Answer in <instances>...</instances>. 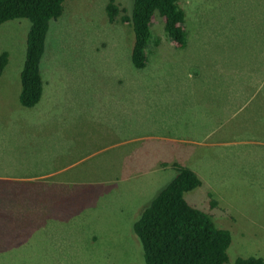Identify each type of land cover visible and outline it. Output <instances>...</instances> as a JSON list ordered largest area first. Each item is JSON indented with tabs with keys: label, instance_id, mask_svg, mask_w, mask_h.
<instances>
[{
	"label": "rangeland",
	"instance_id": "1",
	"mask_svg": "<svg viewBox=\"0 0 264 264\" xmlns=\"http://www.w3.org/2000/svg\"><path fill=\"white\" fill-rule=\"evenodd\" d=\"M108 2L64 1L29 109L18 97L30 24L0 25V264H145L133 224L167 182L125 176L131 144L141 148L128 152L127 173L144 165L142 152L203 167H188L206 183L184 198L230 233L225 264L264 260V0H177L185 45L155 15L142 69L131 62L132 28L119 21L133 0H114L112 23ZM98 129L113 132L108 145L119 135L169 141L103 152ZM196 141L207 146L198 152Z\"/></svg>",
	"mask_w": 264,
	"mask_h": 264
},
{
	"label": "trees",
	"instance_id": "2",
	"mask_svg": "<svg viewBox=\"0 0 264 264\" xmlns=\"http://www.w3.org/2000/svg\"><path fill=\"white\" fill-rule=\"evenodd\" d=\"M65 0H0V25L26 19L25 58L20 72L18 101L23 108H33L42 94L40 63L50 22L61 17ZM109 22L117 21L118 6L109 0ZM155 15L166 36L178 48L185 45V15L177 0H133L131 15H121L120 22L131 26L134 43L131 62L134 68L146 65V46ZM8 55L0 54V76ZM175 177L156 195L133 224V233L141 243L145 264H225L231 235L217 228L204 212L190 206L185 193L200 186L199 178L186 167L172 164ZM212 205H215L213 203ZM234 264H264L261 258H238Z\"/></svg>",
	"mask_w": 264,
	"mask_h": 264
},
{
	"label": "crops",
	"instance_id": "3",
	"mask_svg": "<svg viewBox=\"0 0 264 264\" xmlns=\"http://www.w3.org/2000/svg\"><path fill=\"white\" fill-rule=\"evenodd\" d=\"M254 91H253V94H254ZM98 131H99V135L94 133L93 135H91V137L94 140V142L96 141V139H98V141L100 140V146L101 145L104 146V149L102 150L103 152H108L109 149L111 150L113 147H117V146L122 148V147L126 146L127 144L133 142L134 140H139V142H144L146 140L147 141H156L157 140V141H161L163 143L169 141L168 139H158V137L155 135L154 136H146V137H143V139H131L130 137H128V135H119L118 143L108 145L105 139L111 140L113 138V132L111 130H108V129H106L105 131L102 129H98ZM206 138L207 137H205V139ZM219 139H220L219 143H221L223 141V136ZM185 144H187V142L183 143L182 145H185ZM194 145L199 146L198 152H201L200 149L201 148L203 149V146H207V144H202V143L200 144V142H197V141L194 142ZM211 145H214V143ZM143 147H148V145H145ZM155 147H156V149H158V143H155ZM140 148L141 147H139L135 144H131V147H130L129 151H127L126 155L123 152V157L125 158L124 161L122 159L123 163L126 161V159L129 156L132 155L131 153H128V152L133 153V151H137ZM102 151H99V152H102ZM121 151H123V150H121ZM121 151H119V152H121ZM91 152H94V151H91ZM160 155H161V152L159 155H158V152H149V153L148 152H142L139 155V159L140 158L142 159V161L144 163L143 166L137 165L135 168H132L131 172H128V173H127V171L131 168L125 169L127 167V165L123 166V163H122L121 168L125 171V174H126L125 176H127L129 174H133V176L135 178H138V177L141 178V176L148 178L149 176H153L154 179H161V182L166 180V182H167L166 185L176 175V170H175V168H173L172 164L178 165V163L180 162V166L186 167V168H188L190 166L196 172H200L203 169V167H198V168L192 167L191 163H188V160H185L182 162L181 159L177 158V154H173V159L169 160L168 162L165 160H161ZM183 155H184V152H183L182 156ZM199 180L201 183L200 186L205 184L206 183L205 182L206 176L204 178L200 177Z\"/></svg>",
	"mask_w": 264,
	"mask_h": 264
}]
</instances>
